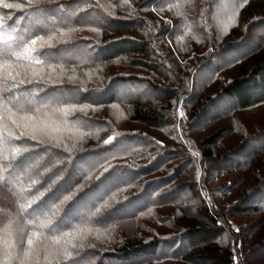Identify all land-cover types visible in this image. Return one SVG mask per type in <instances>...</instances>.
<instances>
[{"label": "trees", "instance_id": "obj_1", "mask_svg": "<svg viewBox=\"0 0 264 264\" xmlns=\"http://www.w3.org/2000/svg\"><path fill=\"white\" fill-rule=\"evenodd\" d=\"M3 2L20 5L19 9L0 7V48L6 53L0 59V101L8 103L10 111L35 118L57 116L64 109L82 107L88 109L87 114L80 112L74 119L71 116L74 120L71 126L77 131L91 132L95 128H106L109 121L90 114L99 107L115 106L131 122L165 136L136 130L124 139L116 137L109 145L117 147L125 143L130 151L127 159H133L137 165L132 164L121 172L126 176L127 184L120 189L126 196L98 217L103 221L111 212L122 211L112 223L118 225L126 237L113 251L99 253L95 264H169L171 261L234 264V250L224 246L221 240L227 233L225 219L243 216L261 217L244 232H232L239 242L251 234L259 241L244 257V250H241V261L253 264L264 260V180L238 203L229 206L224 214L211 201L212 189L208 187L213 177L236 171L237 167L264 154L261 145V148L255 146L256 149L251 150V143L260 141L256 137H245L238 149L227 150L231 156L222 152L227 146L225 142L241 131L240 127H235L232 113L264 104V65L235 79L217 96L211 93L213 85L199 87L197 83L202 72L210 69L221 55H238L239 59L246 55H264V0ZM33 39L37 41L34 45ZM26 48L31 51L25 52ZM13 63H22L25 67L31 65L39 70L47 66H56L62 72L72 70L79 80L75 84L66 82L57 86L39 82L32 85L9 83L7 74ZM224 67L223 62L212 67L211 71L217 70L215 78L220 77ZM184 92L189 93L187 115L195 120L194 126L201 121H204L202 125L209 122L200 145L180 130L176 121L172 124L165 119L169 115L164 112L171 110L173 105L171 99L176 101L183 95L184 101ZM205 95L207 97L203 99ZM222 98H226V102L221 103ZM202 101L207 104L197 113L196 106ZM4 111L7 113L0 112V176L4 178L0 181V245L1 242L11 243L14 235H10L9 229L20 221L28 236L34 238L38 234L65 236L72 228L68 226L70 215L71 223L76 226L89 222L105 201L102 194L95 195V189L100 188V179L94 180L92 176L98 161L106 157L110 149H94L84 155L75 152L70 159L64 156V145L51 150L39 149L34 145L35 141L19 140L8 134L6 127L10 119L5 116L13 112ZM171 126L174 127L171 129ZM168 136L174 137L177 144L175 140L176 145L167 141ZM17 146L21 147V152L13 153ZM198 159L204 162L220 159L221 164L209 165L199 183L192 180L183 185V193L191 194V199H182L186 203L179 204L178 213L153 222L163 224L168 221L176 234L162 235L154 230L149 236H140L138 232L145 233L139 221L146 214L157 212L152 210L153 203L161 201L154 193L170 186L172 180H179ZM179 160L183 163L174 170L175 175L168 176L172 164ZM232 168L234 170H230ZM60 177L63 180L56 189L39 200L50 181ZM91 178L94 181L71 203L69 212L57 216L60 202L85 187ZM117 178L118 175L113 179ZM202 189L209 197L205 193L202 195ZM164 197L165 194L163 200ZM180 199L174 196L175 202ZM32 215L37 216L36 220H32ZM51 225L54 228L65 226L60 232L53 233ZM146 226L151 229L150 225ZM12 256L6 254V258Z\"/></svg>", "mask_w": 264, "mask_h": 264}, {"label": "rangeland", "instance_id": "obj_2", "mask_svg": "<svg viewBox=\"0 0 264 264\" xmlns=\"http://www.w3.org/2000/svg\"><path fill=\"white\" fill-rule=\"evenodd\" d=\"M15 8L19 9L18 7ZM225 60H228L229 62H225ZM222 62L223 66L226 67L220 70V72H222L220 73V77L215 78L217 77V70L215 69L216 71H211V69L215 64ZM21 64L22 63H13L9 65L10 69L7 74V80L9 83L32 85L33 83L39 82L57 86L66 82L75 84V82L79 80L76 78V76H74L72 70L69 72H62L59 70V68H56V66H47L39 70L31 65L25 67ZM261 65H264V55H246L241 59H239L238 55H221L219 58H217V60L213 61V66L209 67L210 69L202 72V74L198 77L197 83L200 84L199 87L205 85L210 86V84L211 86L213 85L211 93L213 96H217L223 87L233 82L235 79L243 78L245 75ZM177 67L178 66H175L176 69ZM142 76L148 75L143 74ZM3 88L5 91L6 89L4 86ZM135 89L137 90V88ZM198 92L200 93V90H198ZM185 95L186 97L184 101L183 95L182 97L179 96L178 100L176 101L171 99V103H173V105L171 106V110L164 112L169 115V117H166L165 119H167L168 123L171 121L172 124H175L176 121V125L178 124V127L181 128L179 129L185 131V133L191 137L190 139H194L197 145H200L202 139H204L206 136V127L209 122L206 124L204 123L205 125H202L204 121L197 123L196 129L193 124L195 120L189 119L187 115V112L189 111L187 106L189 102V93ZM176 97H178V95ZM206 97L207 96L205 95L202 98L205 99ZM206 100L209 101V99ZM167 101L168 99L166 102ZM222 102H226V98H222L221 103ZM205 104H207L206 101ZM205 104L204 101H202L201 104L196 106L197 113L203 111ZM216 105L219 104L217 103ZM174 106L176 110H172ZM182 107L183 110H181ZM4 110H7L8 113L13 112L11 115L6 114L5 116L8 120L10 119L7 123L8 127H6L8 134H11L10 136L19 140L22 139L35 141L34 145H38L39 149L45 147L51 150L53 148H60L64 145L65 150H63V152L67 159L73 157L75 152L84 155L91 153V151L94 149L96 150L106 148V150L110 149V153L107 152L108 155L98 161L95 168L96 173L92 176L94 180L100 179V181H98L100 188L95 189V195L99 196L102 194L103 199H105L100 207L98 206V209L94 214L95 217L93 216L91 220H88L89 222L83 225L81 224L76 226L75 224L71 223L72 218L70 215L68 219L69 223H67L68 226L70 225L72 228L65 236L63 234L60 236L49 234L40 236L38 234L37 238L31 237V235L28 236V231L25 229V227H22L23 225L20 224V221L15 225L14 228L9 229L11 230L10 235H14L13 239H11V243L1 242L0 264H69V262L73 261L74 264L76 262L77 264H95L98 261L97 256L99 253L106 251L109 252L111 250L113 251L116 245L122 243V238L126 237V235L123 234L121 230H119L118 225L112 223V220H115L121 216L122 211H116L115 213L111 212V215L109 214L103 221L98 217L102 216L104 214L103 212L107 208H111L123 200L126 194L120 189V187L127 184V181L126 176H122L121 172L127 167H132V164L137 165L133 159H127L130 151L125 143L122 142L117 147H109V145L116 137L124 139L127 134L131 133V131L143 130L157 136L159 135L158 132L152 131V129L138 123L131 122L127 115L119 107L115 106L109 108L99 107V109L95 110L96 112H92L90 114V116L95 115L98 117V119L109 121V124L106 125V128H95L91 132L85 130L77 131L71 126L73 124H71V121L76 115H79L80 112L87 114L88 109H83L82 107L64 109L63 112H59L57 116L55 114H50L33 118L28 117L21 112L10 111L8 103L0 101L1 114L7 113ZM220 110L221 109L217 111L220 112ZM180 112H183V116L179 115ZM232 116V119L236 124L235 127H240L241 131L240 134L232 136V139H228L225 142L227 146L222 152L225 153L227 150L231 151V149H233L232 151H234L238 149L242 145V142H244L243 139H245V137H256L260 140L257 143H251V150H255L257 146L260 148L262 146V148H264V104L250 110L237 111L236 113H232ZM12 121H16V123L14 124ZM9 122H11V124H9ZM199 124L202 125V128H200ZM17 125H19V127ZM173 127L174 126H171V129ZM21 133L24 134L21 135ZM159 136L162 138L165 137L163 135ZM166 139L167 141H171L172 145L177 144L176 139L172 136H168ZM173 140H175L176 144ZM105 141L110 142L105 143ZM135 151H137V149H135ZM219 151L220 149L218 148L217 153ZM192 152H196V149H192ZM223 153L222 155H224ZM230 153L231 152H226L228 156ZM219 160L220 159H214L210 162H204L199 159L195 160L196 164L192 163V165L189 167L186 166V168H188H185L186 170L179 180H172L170 182V186L158 191L157 193H154L155 197H158L161 199V201H159V203H153L152 210L157 212H150L139 221V223L142 224L141 229L145 233L143 234L138 232L140 236H149L154 230H157L162 235L176 234V231H172V225L168 221L162 220L165 222L163 225L154 224V220L161 221L163 217L165 218L169 215H173L174 213H178L179 204L183 205L182 203H186L182 199H191V194L183 193V189L185 188L183 185H187V183H190L192 180L199 183L201 176L206 173L208 166L211 165V167H214L217 164H221ZM182 163L183 162L181 160L173 163L171 168L168 170L167 175L170 176L172 174V176H174V170L180 167ZM230 165L231 164H229V166ZM230 170L234 169L232 168ZM105 175L107 177L104 179V181H101ZM117 175L118 178L113 179ZM111 176L112 179L109 178ZM92 178L85 184V187H81L78 192L70 194L67 198L60 202L56 211L57 216H63L69 212L67 210L70 209L71 203L75 199L81 197V195L84 193L83 190L89 187L94 181ZM213 178L214 179L210 181V185L208 186L210 189H212L210 192L212 199L211 201L214 202L217 207L222 209L220 212L224 214L229 206L238 203L241 198H243L248 192H252L257 187V185L264 180V154L253 160H250L248 163H246V165L242 164L241 167H237L236 171H232L230 173ZM53 180L55 181L54 183L52 182ZM53 180L50 181V184L47 186L46 190L42 192L43 194L39 195V200L52 193L56 189L55 187L59 184V182L63 180V178L60 177ZM104 190L106 191L104 192ZM204 193L206 195L208 194L209 197V193L203 191L202 189V195ZM164 194L165 197L163 200ZM174 196H177L178 199H181L175 202ZM192 204L195 203H191V205ZM35 217L37 216L32 215V220H36ZM259 217L261 216H243L236 218L227 217L225 219L227 233L223 235L221 243L224 246L234 250V264H243L240 254L241 250H244V253H242V257H244L246 254H248L250 248L252 249L254 245L258 244L259 241L255 238V234H251L247 236L246 239L243 238L239 242L232 232L240 233L241 230L244 232V230L250 225L256 223V221L259 220ZM37 224L40 226L42 225L39 222H37ZM144 224L150 225L151 229L147 228V226ZM64 226L62 228H54L51 225V227H53L51 228V231L53 233L60 232ZM36 227L40 228L39 226ZM121 227L128 232V229H126L123 224ZM29 238L33 240V245L31 246L27 244V239ZM57 240H59V243H56ZM243 244L245 246L244 248ZM73 245H75V247H73ZM6 254H12L13 256L6 258ZM5 258L8 259V261H6ZM169 264L184 263L171 261ZM253 264H264V260L256 261Z\"/></svg>", "mask_w": 264, "mask_h": 264}, {"label": "snow or ice", "instance_id": "obj_3", "mask_svg": "<svg viewBox=\"0 0 264 264\" xmlns=\"http://www.w3.org/2000/svg\"><path fill=\"white\" fill-rule=\"evenodd\" d=\"M20 5H18V4H16V5H14V4H12V3H4L3 2V0H0V7H3V8H6V9H11V8H13V7H19ZM0 34H2V33H0ZM36 40L35 39H33L32 41H31V43L34 45V44H36ZM28 51H31V49L30 48H26L25 49V52H28ZM6 55V53H5V50L3 49V48H0V59H2V58H4V56ZM17 58H19L18 56H17ZM37 63H39V61L37 60L36 61ZM179 115L180 116H183V112H180L179 113ZM12 123H16V121H12ZM18 127H19V125H17ZM24 133H21V135H23ZM11 135V134H10ZM34 138V137H33ZM108 142H110V141H105V143H108ZM27 149L25 148V151H26ZM19 152H21V147H19V146H17V147H15L14 149H13V153H19ZM5 158H7V157H5ZM198 178V177H197ZM4 178L2 177V176H0V181H2ZM53 183L55 182L54 180L52 181ZM41 195L43 194L42 192L40 193ZM31 206V202H29V207ZM24 207V205H21V208H23ZM36 211H39V210H36ZM56 243H59V240H57L56 241ZM27 244L29 245V246H31V245H33V240L31 239V238H29V239H27ZM73 247H75V245H73Z\"/></svg>", "mask_w": 264, "mask_h": 264}]
</instances>
